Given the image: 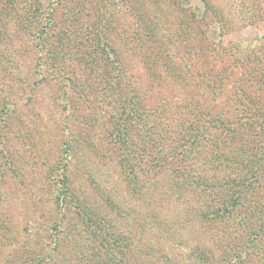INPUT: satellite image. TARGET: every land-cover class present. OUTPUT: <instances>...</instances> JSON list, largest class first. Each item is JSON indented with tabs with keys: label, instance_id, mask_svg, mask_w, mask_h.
Wrapping results in <instances>:
<instances>
[{
	"label": "rangeland",
	"instance_id": "rangeland-1",
	"mask_svg": "<svg viewBox=\"0 0 264 264\" xmlns=\"http://www.w3.org/2000/svg\"><path fill=\"white\" fill-rule=\"evenodd\" d=\"M59 1L37 0L42 14L54 8L58 23ZM118 1L117 27L110 32L123 38L131 85L145 92L147 103L189 108L193 97L203 114L215 109L228 123L220 124L221 138L230 134L251 152L264 147V0ZM138 26L142 38L129 41ZM4 27L0 264H235L234 246L244 241L197 215L206 204L201 193L170 179L169 167L127 177L110 119L114 111L104 100L87 103L78 81L73 87L51 72L35 31ZM146 38L163 43L187 84L162 71L161 82L152 80L142 64L145 54L153 55ZM200 72L218 78L216 103L202 97L211 83H202Z\"/></svg>",
	"mask_w": 264,
	"mask_h": 264
},
{
	"label": "trees",
	"instance_id": "trees-1",
	"mask_svg": "<svg viewBox=\"0 0 264 264\" xmlns=\"http://www.w3.org/2000/svg\"><path fill=\"white\" fill-rule=\"evenodd\" d=\"M108 1L60 0L63 19L58 23L54 8H50V14H42L37 0H0V33L11 24L22 25L25 32L35 31L51 72L63 75L59 77L73 87L78 88V81L80 95L87 103L104 100L114 111L110 119L115 142L120 144L121 162L130 168L127 177L137 180L141 174L162 173L169 167L170 179H181L186 187L201 193L206 204L197 215L216 220L226 232L237 231L242 238L243 244L234 246L235 264H264V147L251 152L247 143H235L230 134L221 138L220 124L228 123L215 116V109L214 113L203 114L193 97L189 98V108L176 107L166 100H158L155 106L147 103L145 92L131 85L123 59V38L110 32L117 27L113 20L121 4L111 0L110 6ZM141 30L138 26L128 40L142 38ZM151 35L157 37L156 33ZM146 40L149 45L145 49L153 55L145 54L142 64L152 80L161 82L162 71L172 82L187 84L189 77L172 68L163 43ZM119 52L121 56L115 57ZM98 55L102 59L98 60ZM199 75L202 83H211L202 97L209 96L216 103L218 78ZM229 126L232 129L230 122ZM138 158L141 160L135 161Z\"/></svg>",
	"mask_w": 264,
	"mask_h": 264
}]
</instances>
